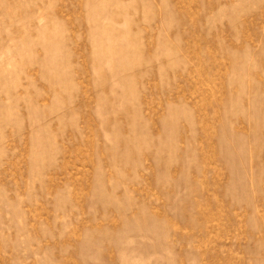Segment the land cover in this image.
Listing matches in <instances>:
<instances>
[{
    "label": "rangeland",
    "instance_id": "374dc122",
    "mask_svg": "<svg viewBox=\"0 0 264 264\" xmlns=\"http://www.w3.org/2000/svg\"><path fill=\"white\" fill-rule=\"evenodd\" d=\"M0 264H264V0H0Z\"/></svg>",
    "mask_w": 264,
    "mask_h": 264
}]
</instances>
